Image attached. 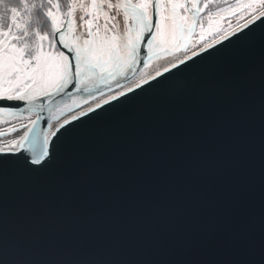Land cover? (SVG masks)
<instances>
[{
  "label": "water",
  "instance_id": "water-1",
  "mask_svg": "<svg viewBox=\"0 0 264 264\" xmlns=\"http://www.w3.org/2000/svg\"><path fill=\"white\" fill-rule=\"evenodd\" d=\"M243 25L142 91L140 75L173 55L138 63L120 89L97 81L103 98L128 96L111 106L96 89L43 110L6 102L19 114L0 118L27 128L69 124L46 163L29 161L32 133L0 151V264H264V23Z\"/></svg>",
  "mask_w": 264,
  "mask_h": 264
},
{
  "label": "snow or ice",
  "instance_id": "snow-or-ice-1",
  "mask_svg": "<svg viewBox=\"0 0 264 264\" xmlns=\"http://www.w3.org/2000/svg\"><path fill=\"white\" fill-rule=\"evenodd\" d=\"M214 3L215 0H0V81L4 85L0 90V111L18 115L9 110L19 105L6 103L14 100L32 103L43 110V98L54 99L61 94L71 98L73 89L91 93L94 98L96 89L103 98L104 91L97 81L109 84L116 80L115 87L120 89L118 76L125 77L138 63L147 66L146 61L161 54L175 56L183 51L184 57L177 59L186 67L185 61L198 55L195 50L187 54L190 48L197 47L189 42L197 37L203 41L212 31L214 16L225 10L232 15L247 13L244 27L255 20L264 23V0L227 4L226 9L217 6L215 13L211 10ZM216 31L222 34L223 29L217 27ZM198 46L200 52L206 51L204 44ZM168 64L180 70L175 60H168ZM163 70L172 74L167 66ZM155 76L163 79L158 69ZM135 86L143 90L140 82ZM108 90L113 92L111 87ZM127 91L135 94L132 87ZM118 96L128 97L124 91L113 92L102 103H118ZM96 108L103 110L100 101ZM88 112L95 114L92 107ZM86 115L80 112V116ZM72 120L78 117L73 115ZM31 123L32 128L24 126L27 130L20 142L10 147L22 148L23 141L32 133L29 161L46 163L49 136L58 140L59 128H64L69 120L65 118L51 132L39 131L36 121ZM51 143L55 145L56 140Z\"/></svg>",
  "mask_w": 264,
  "mask_h": 264
},
{
  "label": "bare ground",
  "instance_id": "bare-ground-1",
  "mask_svg": "<svg viewBox=\"0 0 264 264\" xmlns=\"http://www.w3.org/2000/svg\"><path fill=\"white\" fill-rule=\"evenodd\" d=\"M192 50H194V49H192ZM191 51L188 52L187 54L191 55L190 54ZM183 57H184V55L172 56V57L160 59L159 61L154 62L140 75V77L138 78V82L146 80L150 76L155 75V71L157 69L159 71H161L164 69V66H167V67L171 66L170 64H168V60H175L176 62H178L179 59H177V58L182 59ZM89 107H93V105L90 104V105H87L85 107H82L80 110L77 111V114H80L81 111L88 110ZM26 122L27 121H21V120H14V121L6 122V123L0 122V132L5 131V130H9L10 128H13V127L16 128V132L14 134L0 138V149H3V150L9 149V148H11L10 147L11 145L19 142L20 138L22 137L24 126L26 125Z\"/></svg>",
  "mask_w": 264,
  "mask_h": 264
},
{
  "label": "rangeland",
  "instance_id": "rangeland-1",
  "mask_svg": "<svg viewBox=\"0 0 264 264\" xmlns=\"http://www.w3.org/2000/svg\"><path fill=\"white\" fill-rule=\"evenodd\" d=\"M235 1H237V0H226V2H225V0H215V3L212 5V9L211 10L215 13L216 9H217V6L220 7V8H225V6H227V4H232ZM213 19H214V23H213V26H212V31L205 36V39L202 41L203 43H208V42L212 41L213 39L217 38L218 36H221L222 34H225L229 30V29H227V30H224L222 32V34H217L216 29H217V27H219L218 25L222 21L221 13H219L216 16H214ZM236 25H238V24H235L234 26H236ZM3 87H4L3 82L0 81V90H2ZM15 120L26 121L27 119L23 118V119H15ZM10 121H14V120H7V121L3 120V121H0V122L6 123V122H10ZM10 129H14V127L10 128Z\"/></svg>",
  "mask_w": 264,
  "mask_h": 264
},
{
  "label": "built area",
  "instance_id": "built-area-1",
  "mask_svg": "<svg viewBox=\"0 0 264 264\" xmlns=\"http://www.w3.org/2000/svg\"><path fill=\"white\" fill-rule=\"evenodd\" d=\"M243 20H245V19H243ZM243 20H241L239 17L238 18H232V19H229V20H225L224 21V26L229 29L231 27V25H233V24H241L243 22ZM195 43L197 44V47L194 50H197L199 48V46H198L199 42L196 41Z\"/></svg>",
  "mask_w": 264,
  "mask_h": 264
},
{
  "label": "trees",
  "instance_id": "trees-1",
  "mask_svg": "<svg viewBox=\"0 0 264 264\" xmlns=\"http://www.w3.org/2000/svg\"><path fill=\"white\" fill-rule=\"evenodd\" d=\"M6 2H15V3H19V0H6ZM29 2H32V0H29ZM248 2H252V0H239L238 2H233L232 4H236V3H248ZM223 9H226L223 8ZM222 15H229L231 14V12L225 10L221 12Z\"/></svg>",
  "mask_w": 264,
  "mask_h": 264
},
{
  "label": "flooded vegetation",
  "instance_id": "flooded-vegetation-1",
  "mask_svg": "<svg viewBox=\"0 0 264 264\" xmlns=\"http://www.w3.org/2000/svg\"><path fill=\"white\" fill-rule=\"evenodd\" d=\"M0 121H3V119H0Z\"/></svg>",
  "mask_w": 264,
  "mask_h": 264
}]
</instances>
